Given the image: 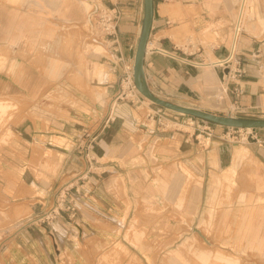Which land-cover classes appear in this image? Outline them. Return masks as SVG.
<instances>
[{"label":"crops","instance_id":"obj_1","mask_svg":"<svg viewBox=\"0 0 264 264\" xmlns=\"http://www.w3.org/2000/svg\"><path fill=\"white\" fill-rule=\"evenodd\" d=\"M16 1L0 0V46L21 47L26 58L17 59L12 72L8 70L10 65L5 71H0V99L16 94L35 99L46 92L48 85L68 82L71 96L88 106L92 114L96 112L100 116L96 124L99 138L94 146L97 160L88 165L78 156L80 146L82 149L88 147V138L82 142L78 139L87 129L76 125L72 119H60L45 111L33 112V117H28L14 129L21 138L18 146L25 150V154L17 155L14 150H2L0 154V264H98L100 256L116 243L124 248L122 255H143L124 238L123 232L117 234L120 228L123 231L125 227L132 226L136 205L132 198H129L128 208L127 204L120 202L114 181L122 178L127 196L134 195L137 188L130 180L132 177L136 179V173L128 171L120 175L117 171H108L121 162L119 160L129 162V158L120 154L121 151H115L117 139L128 145L138 127L142 130L143 126L137 124L130 111H124L115 117L122 122L120 130L113 125L111 130L105 131V127L101 131L110 112H101L99 105L92 101L115 99L124 68H133L144 0H90L100 9L115 8L120 13L118 40L106 41L109 56L101 58L105 60L102 65L107 66L110 72L89 64L90 80L78 71L75 61H62L66 53H61L57 45L64 23L85 26L84 35H92L90 13L84 3L80 0H19L17 4L11 3ZM234 1L153 0L144 72L156 97L216 115H227L232 102L237 101L242 108L240 114H264V78L258 70L260 61L254 59V54L260 50L259 37L262 35L257 24L250 22L247 25L239 45L238 64L244 68V73L232 81L227 73L230 68L236 70L237 65H218L228 56L237 10ZM258 21L264 26L263 19ZM87 40L94 41L92 37H87ZM45 42L53 47L49 53L60 60L51 58L50 62L45 58L48 51L47 54L36 52ZM52 60L59 64L55 71ZM63 73L69 79L65 76L60 81L52 80ZM52 74L57 75L54 77ZM78 75V84H88L91 90L83 91L75 85L74 78ZM239 86L241 94L234 92ZM225 89L227 91L223 92ZM120 109L125 110L123 105ZM69 113L82 121H94L93 115L85 117L74 109ZM89 128L92 133V127ZM112 132H117L116 138ZM53 138L58 139V143H53ZM258 145L257 154L264 165V139ZM244 148L250 153L247 147ZM44 151L53 153V168L49 170L42 167V160L36 156ZM249 155L241 157L234 152L232 161L225 156L218 157L217 165L224 169L223 178L234 181L239 166ZM256 172L262 181V173L257 170L253 173ZM117 174L119 178L115 176ZM220 180L221 177L211 174L212 184H218ZM166 188L167 183L161 190ZM200 191L201 184L197 183L190 194L193 201L199 199ZM59 194H67L70 205L76 207V215L63 209L61 216L46 219ZM240 200H247L244 193L240 194ZM70 205L64 204L65 207ZM124 212L127 218L121 224ZM259 212L264 213V208H259L253 218H245L248 219L245 228L250 236L253 235L250 227H261L259 222H253L256 217L257 220L260 218ZM263 240L264 237L262 243Z\"/></svg>","mask_w":264,"mask_h":264},{"label":"rangeland","instance_id":"obj_2","mask_svg":"<svg viewBox=\"0 0 264 264\" xmlns=\"http://www.w3.org/2000/svg\"><path fill=\"white\" fill-rule=\"evenodd\" d=\"M17 1L11 3L17 4ZM80 1L85 6L89 5L92 28L98 30L97 27L95 28V15L100 8L90 0ZM250 2H254L255 8L251 14L247 11L245 28L251 22L257 24L262 32L259 37L260 50L254 54V59L260 61L258 70L264 78V26L258 21L259 18L264 20V0H250ZM234 4L237 8L238 1L235 0ZM61 26L57 45L60 46L61 53H66L63 62L69 59L75 61L78 71L89 80L92 79L89 64L91 67L97 66L110 72L107 66L102 65L105 60L101 59L109 56L106 39L99 37L95 41L87 40V37L92 35H84L83 31L87 29L85 26L78 28L74 23H64ZM242 38L243 36L240 40ZM50 46L49 42L42 43L36 52L49 53L51 52L49 50L53 49ZM12 47L14 49H11ZM12 47L0 46V71H5L7 65H10L8 70L12 72L17 64L16 60L21 61L26 58L25 50L21 47ZM61 53L60 57L63 56ZM45 58L50 62L51 58L59 59L50 53ZM236 60L238 61L239 58L236 57ZM53 63H55L53 67L55 71L59 64L52 60ZM93 63L97 64L93 65ZM56 75L52 74L54 77ZM65 76L63 73L52 80L60 81ZM79 76L74 78L76 82L80 80ZM66 77L69 79V76ZM120 81V88L127 98L123 96V100L116 102L115 99L104 98L92 102L99 105L101 112L105 113L108 110L111 113L105 121L103 119L105 125L101 131L105 127V131H109L113 125L120 130L122 122L120 123L115 117L122 115L124 111H130L137 124L143 126L142 130L138 127V131L132 136L128 145L117 139L114 143L115 151H121L120 154L129 158V162L119 160L121 162L116 163L114 168L108 169L111 173L117 171L120 175L128 171L136 173V179L131 176L130 183L136 185L137 192L128 195L129 197L123 179L114 181L120 202L127 204L128 208L129 198H132L136 205L132 226L125 227L123 231H120V228L117 234L123 232L124 238L130 241L132 246L137 247L143 255H122L124 248L116 243L106 251L105 255L100 256L98 264H264V243H262L264 213L259 212L260 218L257 220L256 217L253 221L257 224L259 222L261 227H250L252 236L247 234L245 228L247 222L245 217L253 218L259 208H264V165L260 162L256 148L259 147L258 142L264 139V130H230L161 108L146 102L145 98L136 91L129 93L126 90L128 84ZM75 85L83 91L92 89L82 82L79 84L77 82ZM70 91L68 82L62 84L57 82L48 85L46 92L35 99L22 94L0 99V154L2 150L5 152L14 150L18 152L17 155H24L25 150L18 146V140L21 138L14 129L22 125L28 117H33L31 113L45 111L57 118L73 120L76 125L85 126L87 131L81 138L78 137L81 142L91 133L89 127H92L95 133L92 132L90 135L94 136V140L90 146L87 144L86 149L80 146L78 156L87 161L88 165L94 163L97 160L94 146L99 138L96 124L100 116L95 114L96 112L92 114L88 106H84L80 100L71 96ZM121 105L125 110L120 109ZM262 105L264 108V101ZM70 109L84 114L85 117L88 115L90 118L93 115L94 121L90 123L91 119L82 121L73 118L69 113ZM236 117L264 120V114H238ZM35 118L39 117L35 116ZM112 133L111 135L116 138L117 132ZM88 139L91 141V138ZM80 141L79 143L82 144ZM52 142L56 144L58 139L53 138ZM240 147H247L250 155L239 166L234 181L225 180L222 171L224 169H220L217 165L218 157L225 156L232 161L235 150ZM52 154L50 151H44L36 155L40 157L43 162L42 167L46 170L53 168ZM256 170L262 173V181L254 177L253 172ZM96 171L100 172V170ZM213 173L221 177L220 183L212 184ZM115 176L117 177L118 174ZM166 183L167 188L161 190L162 187H166ZM197 183L201 184V191L199 199L193 201L190 194ZM241 193L247 197L246 201L240 200ZM67 199L69 202H66ZM58 200L57 196L56 202ZM65 203L70 205L69 197L66 198ZM63 213L60 212L59 216ZM123 214L125 216L120 219L121 224H124L127 218L126 212ZM204 252L207 255H200ZM203 256H206V261L202 259Z\"/></svg>","mask_w":264,"mask_h":264},{"label":"built area","instance_id":"obj_3","mask_svg":"<svg viewBox=\"0 0 264 264\" xmlns=\"http://www.w3.org/2000/svg\"><path fill=\"white\" fill-rule=\"evenodd\" d=\"M237 1H238L237 13H236L235 21L232 25V38H231V44L229 47L228 56L223 61L218 62V65L220 67H225V66L228 67L229 65H237L236 70L230 68L227 73L229 80H232V81L238 78L237 77L238 75L244 73V68L239 66L238 64L239 62L236 60V57H237V50L241 42L240 39L244 35V32H245L244 27H245V23L247 20L248 1L250 0H237ZM119 18H120V13L115 8L105 9V10L99 9V11L95 15V21H96L95 28L97 27L98 30L93 28L92 39L95 41V40H98L99 37H101L103 39H106L105 41L112 39L114 42H117L118 40L117 25L119 22ZM120 82L128 84L127 91H129V93L135 92L134 82H133V77H132V67L124 68ZM226 91L227 89H225L223 92H226ZM234 92L241 94L242 93L241 86H239L238 89H235ZM123 96L127 98V95L120 88L119 93L117 94L115 98V102L119 100H123L124 98ZM241 110L242 108L239 105V103L237 101H234L230 105L227 115L236 117L238 114L241 113ZM110 116H111V113H110ZM228 129L234 130L232 128H228ZM238 130H242V129H238ZM87 138H91V141L88 142L90 146L94 140V136L88 135ZM58 197H59V200L55 203V205L50 210L48 215L45 216L46 219L56 218L57 216H59V213L63 211V209H66L67 211L75 215L76 207H73L71 205L68 207L64 206L65 200L67 198V194L65 195L59 194Z\"/></svg>","mask_w":264,"mask_h":264},{"label":"water","instance_id":"obj_4","mask_svg":"<svg viewBox=\"0 0 264 264\" xmlns=\"http://www.w3.org/2000/svg\"><path fill=\"white\" fill-rule=\"evenodd\" d=\"M152 18L153 0H144L143 19L136 51L133 57V82L139 94L156 106L214 125L232 129L264 130V120L216 115L197 108L177 105L156 97L148 86L144 72V58L150 35Z\"/></svg>","mask_w":264,"mask_h":264},{"label":"bare ground","instance_id":"obj_5","mask_svg":"<svg viewBox=\"0 0 264 264\" xmlns=\"http://www.w3.org/2000/svg\"><path fill=\"white\" fill-rule=\"evenodd\" d=\"M56 3V2H55ZM82 3V2H81ZM252 3V4H251ZM254 2H250V1H248V11H250V14H251V11L253 10V8H255V5L253 4ZM87 9L89 8V5L88 4H86V6H85ZM247 27V26H246ZM244 30H246V28L244 27ZM96 49H98L97 47H96ZM132 77H133V68H132ZM126 87V86H125ZM134 88H135V91L139 94V92L137 91V89H136V87H135V85H134ZM126 90H127V87H126ZM146 100V102H150V101H148L147 99H145ZM246 130H250V129H246ZM235 153H236V155H238V156H241V157H243V156H246L247 154H248V151L244 148V147H240V148H237L236 149V151H235ZM256 174H257V172L254 174V177L257 179V178H259L258 176H256ZM262 186H263V184H262ZM246 218V217H245ZM247 225H248V219H247V222L245 223V227L247 228ZM264 241V240H263ZM204 261H206L207 260V258H206V256H203V258H202Z\"/></svg>","mask_w":264,"mask_h":264}]
</instances>
